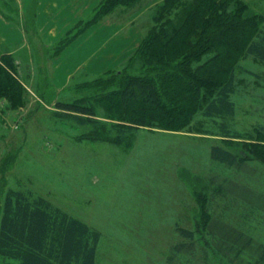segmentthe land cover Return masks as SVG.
Instances as JSON below:
<instances>
[{
    "label": "rangeland",
    "instance_id": "rangeland-1",
    "mask_svg": "<svg viewBox=\"0 0 264 264\" xmlns=\"http://www.w3.org/2000/svg\"><path fill=\"white\" fill-rule=\"evenodd\" d=\"M163 2L142 0L110 15L140 30L135 51L112 71L80 73L45 100L35 59L19 55L26 102L14 106L0 95V178L7 168L8 189L41 196L99 230L97 264H255L264 249V161L248 149L264 127V62L232 51L234 112L225 117L197 109L178 129L124 128L109 102L120 82L147 67L140 47ZM245 2L243 15H260L264 27V0ZM10 55H1L0 64ZM58 100L90 104L98 121L80 123ZM103 125L110 136L99 138L94 130ZM213 145L235 153L239 163L213 160ZM0 264L18 263L0 257Z\"/></svg>",
    "mask_w": 264,
    "mask_h": 264
},
{
    "label": "trees",
    "instance_id": "trees-1",
    "mask_svg": "<svg viewBox=\"0 0 264 264\" xmlns=\"http://www.w3.org/2000/svg\"><path fill=\"white\" fill-rule=\"evenodd\" d=\"M141 1L102 0L91 18L81 21L59 42L54 54L60 53L91 25L118 10L131 9ZM233 1L164 0L158 5L154 23L140 47L147 67L120 82L121 89L114 93L115 99H109L119 120L126 123L119 127L178 129L189 123L197 109L206 115L233 114L232 51L252 54L264 62L262 17L244 16L248 8L245 0H235L232 8ZM179 7L181 11L177 12ZM24 27L27 32H35L32 22ZM2 57L5 65L0 64V95L11 105L23 106L27 93L16 59L14 55ZM40 82L38 92L45 100L46 94L55 88L47 77ZM56 106L66 114H73L82 124L98 121L94 118L97 110L90 104L58 100ZM94 131L99 138L110 136L106 125ZM258 131L260 140L254 138L257 143L251 144L248 150L264 161V127ZM116 140L120 141V136ZM210 154L213 160L228 165L240 160L219 145H213ZM6 171L7 168L2 169L0 178V257L18 264H97L101 232L41 196L32 198L23 191L8 189ZM182 233L192 236L185 229ZM255 264H264V249Z\"/></svg>",
    "mask_w": 264,
    "mask_h": 264
},
{
    "label": "crops",
    "instance_id": "crops-1",
    "mask_svg": "<svg viewBox=\"0 0 264 264\" xmlns=\"http://www.w3.org/2000/svg\"><path fill=\"white\" fill-rule=\"evenodd\" d=\"M101 1L0 0V56L15 55V63L21 67L19 55L26 52L27 58L36 61L32 65L37 66L39 80L49 78L60 92L69 88L80 73L102 74L116 69L135 51L142 34L135 24L126 27L110 17L91 25L54 54L55 45L87 20ZM135 15L128 21L134 23ZM27 22L34 24L35 32L26 31Z\"/></svg>",
    "mask_w": 264,
    "mask_h": 264
}]
</instances>
